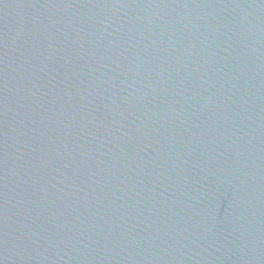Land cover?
Wrapping results in <instances>:
<instances>
[{"label":"water","instance_id":"water-1","mask_svg":"<svg viewBox=\"0 0 264 264\" xmlns=\"http://www.w3.org/2000/svg\"><path fill=\"white\" fill-rule=\"evenodd\" d=\"M0 264H264V0H0Z\"/></svg>","mask_w":264,"mask_h":264}]
</instances>
